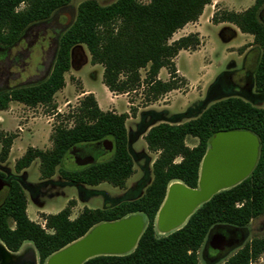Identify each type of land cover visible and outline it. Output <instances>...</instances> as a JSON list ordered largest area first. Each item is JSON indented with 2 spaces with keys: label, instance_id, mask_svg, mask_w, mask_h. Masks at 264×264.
Wrapping results in <instances>:
<instances>
[{
  "label": "trees",
  "instance_id": "1",
  "mask_svg": "<svg viewBox=\"0 0 264 264\" xmlns=\"http://www.w3.org/2000/svg\"><path fill=\"white\" fill-rule=\"evenodd\" d=\"M70 0H0V47L15 45L33 24L47 21ZM261 0L242 12L214 13L212 24L228 23L240 33L251 35L260 48L254 85L264 92V23L258 19ZM210 0H116L100 6L86 0L77 7L72 23L58 36L54 61L48 76L34 84L0 90V111L11 102L27 107L49 105L64 85V74L70 68V51L84 45L92 65L103 69L102 84L115 95L136 92L145 86L148 102L178 89L173 59L180 51H194L200 45L197 33L169 42L172 35L186 24L196 22ZM20 6H23L21 9ZM145 69L141 79L140 70ZM161 69L168 80L157 75ZM133 109H130L132 111ZM68 118L71 126L59 124L50 135L51 149L42 151L29 147L16 160L14 169L20 172L39 160V174L48 179L63 163L74 146L106 140L110 151L106 159L89 165L69 164L59 168L63 180L85 186L107 183L123 188L133 174V162L127 149L125 122L128 113L102 111L93 94L84 95ZM248 132L257 142V160L250 175L235 186L213 194L197 208L184 225L165 236L154 231L157 212L170 182L180 181L189 189L197 188L200 162L208 141L221 132ZM197 144L189 148L185 138ZM12 134L0 133V161L6 160ZM143 140L147 149L158 152L152 163V180L143 195L122 202L107 211L84 208L69 219L70 204L56 214L42 215L45 228L29 220L26 198L16 179L8 182L6 197L0 204V242L12 253L24 242H31L38 255V264L83 237L93 226L109 223L140 213L146 224L134 249L123 255H99L82 264H198L197 253L209 231L215 227L241 230L264 210V108H256L240 98H226L212 103L196 118L181 124L159 123L149 128ZM180 158L179 162H175ZM264 255V236L255 238L237 250L222 264H250Z\"/></svg>",
  "mask_w": 264,
  "mask_h": 264
},
{
  "label": "rangeland",
  "instance_id": "2",
  "mask_svg": "<svg viewBox=\"0 0 264 264\" xmlns=\"http://www.w3.org/2000/svg\"><path fill=\"white\" fill-rule=\"evenodd\" d=\"M84 1L86 0H70L66 7L55 12L49 20L31 25L15 45L8 48L0 47V90L34 84L48 76L54 61L57 38L72 23L78 5ZM94 1L100 6H106L116 0ZM255 1L210 0V4L203 8L196 22L188 23L175 32L169 42L191 33H197L200 45L194 51H180L173 59L179 78L178 89L161 95L154 102L147 101L146 88L142 86L136 92L128 95L122 94L125 96L116 101V111L111 109L110 96L101 81L102 67L90 63V56L84 45H76L70 51V68L64 74L65 85L54 94L51 104L27 107L11 102L7 110L0 111V133L15 136L6 160L0 161V178L7 183L11 179H16L19 183L25 194L26 208L28 206L29 209L28 219L46 229L41 216L56 214L69 204V219L72 220L84 208L107 211L122 202L133 201L141 197L152 180L151 167L158 155V152L149 151L143 140L149 128L154 125L184 123L196 118L212 103L231 97L240 98L253 107L264 108V92H257L254 85L260 48L253 44L251 35L240 33L235 26L228 23L223 26H221L222 23L220 25L211 23L214 13L242 12L251 7ZM143 2L146 3L148 0H143ZM22 7L20 6L19 9ZM257 15L258 19L264 23V0H261ZM145 72V69L140 70L141 79H144ZM160 80H168V73L165 69L160 75ZM87 88L95 91L100 107L104 111L115 113L126 111L129 115L125 127L127 149L133 162V174L126 180L124 187L116 188L107 183L85 186L63 180L57 170L73 168L69 165L73 163L65 161L48 179L40 177L38 159L33 160L26 169L16 172L15 162L27 148L50 150L52 145L50 135L53 128L59 124L72 125V120L68 118V115L83 97H79L80 93L88 90ZM130 109L133 110L130 111ZM211 140L208 141L206 149H210V152L199 165L197 191L191 192L193 196L197 193L210 192L214 186L223 183L226 178L222 174V166L226 162L222 163L221 158L217 156L220 144L215 143L211 147ZM184 143L192 148L197 144V140L187 137ZM249 148L251 149V145ZM81 149L78 157H90L93 162L102 161L108 156V153L101 152L100 148L93 144L81 145ZM179 161L180 158L175 159V162ZM173 182L180 181L170 183ZM6 193V188L0 193V204L5 199ZM167 196L163 213L158 218L162 225H167L168 222L184 214L195 199L182 194L181 187H174L169 192L167 191ZM173 210L176 211L170 212ZM130 218L140 219L143 230L146 219L142 214L133 213L120 220ZM96 226H93L87 233ZM181 227L163 230L155 222L154 231L157 236L162 237ZM215 229L227 230L228 228L215 226L209 231L199 249L198 264H222L250 240L264 236V210L243 229L232 230L238 239L235 245L224 253L217 254L213 245L207 246L209 236ZM46 231L50 232L47 229ZM229 240L226 237L227 243ZM23 244L24 247L22 250L20 247L19 254H9V260L12 258L23 260L28 249L34 248L31 242ZM4 256L6 258V254ZM35 261L38 264L37 252ZM48 261L49 258L46 259L45 264H48ZM24 264H29V262H24ZM250 264H264V255H260Z\"/></svg>",
  "mask_w": 264,
  "mask_h": 264
},
{
  "label": "water",
  "instance_id": "3",
  "mask_svg": "<svg viewBox=\"0 0 264 264\" xmlns=\"http://www.w3.org/2000/svg\"><path fill=\"white\" fill-rule=\"evenodd\" d=\"M218 135H230L228 138L223 141L217 150V156L221 158L222 163H226L222 166V174L226 176L222 184L214 186L210 192L205 194H191V192H196L197 189H189L186 186L182 185L181 193L185 196L195 198L193 205L199 203L202 198L204 200L196 205L191 211L189 208L188 217L199 208L204 202L208 201L213 194H216L222 190L229 189L245 178L251 173L256 157H257V142L255 137L248 132L241 131H231V132H221L214 135L212 140ZM211 140V145H212ZM253 143V144H251ZM96 147L100 148V151L103 153H108L110 151L109 143L104 140L101 142L94 143ZM251 145V149L249 146ZM254 147H253V146ZM81 146L72 147L67 153L64 161L71 162L75 165H89L93 163L92 158L90 157H78L81 153ZM207 151L203 156V160L207 157ZM4 186V183H0V189ZM167 194L158 210L159 214L164 210V205L167 201ZM166 199V200H165ZM176 210L170 211L174 212ZM136 219L139 222V228L137 231L134 230L129 224V221ZM120 223L109 222V223H100L93 228L89 233H86L83 237L73 242L63 248V250L58 251L57 253L49 257L50 262L48 264H82L90 258L99 256V255H123L127 254L134 249L138 238L142 233V223L138 218H130L119 220ZM219 241H213L211 244L221 251L227 242L225 241L224 235H218ZM222 238V239H221ZM80 240V241H79ZM131 248V249H130ZM130 249L129 251H127Z\"/></svg>",
  "mask_w": 264,
  "mask_h": 264
},
{
  "label": "crops",
  "instance_id": "4",
  "mask_svg": "<svg viewBox=\"0 0 264 264\" xmlns=\"http://www.w3.org/2000/svg\"><path fill=\"white\" fill-rule=\"evenodd\" d=\"M220 25V24H219ZM223 25H225V23H222L221 24V26H223ZM236 28V27H235ZM236 30H237V28H236ZM164 71V69H161L160 71H159V73H158V75H157V78L160 80V75H161V73ZM101 79H102V76H101ZM104 88H106L105 86H104ZM84 89H86V88H84ZM88 90H84L82 93H80V95H79V97H82V96H84V95H86V94H89V93H91V94H93V96H94V98H95V100H96V102H97V104H98V107L100 108V110H102V111H104L101 107H100V104H99V102H98V99H97V96H96V93H95V91L92 89V88H87ZM106 92L108 93V95L110 96V102H111V109H113V110H115L116 111V109H115V104H116V101L119 99V98H124V96L125 95H113L112 93H110L108 90H107V88H106ZM127 104V103H126ZM108 110H110V108L108 109ZM107 111V110H106ZM123 113H126V111L125 112H123ZM117 114H120L118 111H117ZM173 183H178V184H180V185H183V184H181L180 182H173ZM172 183H170L169 185H171ZM168 188V187H167ZM166 194H167V191H166ZM28 206H27V208H26V213H27V215H28ZM160 214H159V212H157V215H156V217H155V221H154V225H155V222H157V224H158V226L159 227H161L163 230H167V229H170V227H168L167 225H162L161 224V222L158 220V216H159ZM29 216V215H28ZM31 220V219H30ZM157 220V221H156ZM28 244H30V243H28ZM24 247V244L21 246V249L20 250H22V248ZM20 250L18 251V252H16V253H12V252H9L6 248H5V246H4V244L3 243H1L0 242V253L2 254V257H3V259L0 261V264H24V262H28V261H31V264H36V250L34 249V248H29L28 249V251H27V253L25 254V257H24V259L23 260H18V259H14V258H12L11 260H9V254H19V252H20ZM6 254V258H4L5 255ZM197 255H199V251H198V253H197ZM198 259H199V257H198Z\"/></svg>",
  "mask_w": 264,
  "mask_h": 264
},
{
  "label": "flooded vegetation",
  "instance_id": "5",
  "mask_svg": "<svg viewBox=\"0 0 264 264\" xmlns=\"http://www.w3.org/2000/svg\"><path fill=\"white\" fill-rule=\"evenodd\" d=\"M213 141H214V139L212 140V145H213ZM1 182L4 183V186L0 189V193L2 192L3 189H5V188L7 189L8 186H9L7 182H5L3 179L0 178V183ZM174 187H182V185H180L178 183H172L171 185L168 186L167 191L169 192V190L172 189V188H174ZM158 218H160V215L158 216ZM184 220L186 222L187 219H183V220L182 219L181 220L179 219L178 220V217H177L174 220H172L171 222H168L167 223V226L170 227V229H173V228L176 227V225L178 223H180V221H184ZM184 223L181 226H183ZM181 226H179V227H181ZM179 227H177V228H179ZM218 235H224L225 238L228 237L230 240L227 243V245H225L223 247V249H221V251H217V249L214 247L216 249L217 254L224 253L226 250L230 249L233 245H235V243H236V241L238 239L237 236H236V234L232 230H228V229L227 230L226 229L225 230L215 229V231H213L210 234V236H209V239H208V242H207V246L208 247H210V245L212 246V244H211L212 240L213 241H219V238L217 237ZM2 259H3V257H2V254L0 253V261ZM28 262H29V264H31V261H28Z\"/></svg>",
  "mask_w": 264,
  "mask_h": 264
},
{
  "label": "bare ground",
  "instance_id": "6",
  "mask_svg": "<svg viewBox=\"0 0 264 264\" xmlns=\"http://www.w3.org/2000/svg\"><path fill=\"white\" fill-rule=\"evenodd\" d=\"M228 136H230V135H218V136H216L215 138H214V141H213V145L215 144V143H219V144H221L223 141H225L227 138H228ZM212 145V146H213ZM211 146V147H212ZM209 152H210V149L207 151V156H208V154H209ZM206 159V158H205ZM204 159V160H205ZM222 184V183H221ZM171 190V189H170ZM169 190V191H170ZM204 200V198H202L201 200H200V202H202ZM194 202H197V201H195V199H193V201H192V204L190 205L191 207H192V205L194 204ZM199 202V203H200ZM199 203H196L195 205H193V207H192V209H191V211L193 210V208L194 207H196V205L197 204H199ZM191 207H189V208H191ZM189 210V209H188ZM186 211L184 214H182L181 216H179L178 217V220L180 219H187V216H188V214H189V212L190 211ZM163 213V211L161 212V214ZM160 214V215H161ZM185 222V220L184 221H180V223H178L177 225H176V227L175 228H177V227H179V226H181L183 223ZM115 223H120V221L119 220H117ZM129 224H130V226L132 227V228H134V230L135 231H137L138 230V228H139V222L136 220V219H134V220H131V221H129ZM96 227H98V226H96ZM81 240V239H80ZM79 240V241H80ZM76 243V242H75ZM131 249V248H130ZM130 249H128L127 251H129ZM51 260V259H50ZM50 260H49V262H50Z\"/></svg>",
  "mask_w": 264,
  "mask_h": 264
},
{
  "label": "built area",
  "instance_id": "7",
  "mask_svg": "<svg viewBox=\"0 0 264 264\" xmlns=\"http://www.w3.org/2000/svg\"><path fill=\"white\" fill-rule=\"evenodd\" d=\"M42 229H44V227H41Z\"/></svg>",
  "mask_w": 264,
  "mask_h": 264
}]
</instances>
